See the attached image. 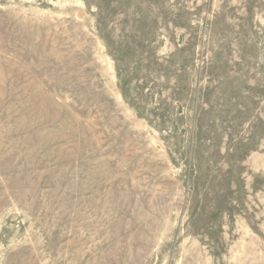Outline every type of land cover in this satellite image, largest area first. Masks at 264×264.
<instances>
[{
	"label": "rangeland",
	"instance_id": "1",
	"mask_svg": "<svg viewBox=\"0 0 264 264\" xmlns=\"http://www.w3.org/2000/svg\"><path fill=\"white\" fill-rule=\"evenodd\" d=\"M0 264H264V0H0Z\"/></svg>",
	"mask_w": 264,
	"mask_h": 264
}]
</instances>
